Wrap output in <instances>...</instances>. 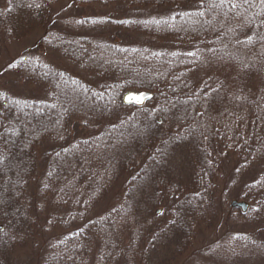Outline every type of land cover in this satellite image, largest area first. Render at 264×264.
Here are the masks:
<instances>
[{"label":"trees","instance_id":"16d2710c","mask_svg":"<svg viewBox=\"0 0 264 264\" xmlns=\"http://www.w3.org/2000/svg\"><path fill=\"white\" fill-rule=\"evenodd\" d=\"M59 1L0 0V264H264V2Z\"/></svg>","mask_w":264,"mask_h":264},{"label":"rangeland","instance_id":"374dc122","mask_svg":"<svg viewBox=\"0 0 264 264\" xmlns=\"http://www.w3.org/2000/svg\"><path fill=\"white\" fill-rule=\"evenodd\" d=\"M68 2H69V0H60L59 4L57 6V7H59L58 9H63V7L66 6V4H68ZM84 9L85 8H83V10ZM92 9L94 10L92 12L93 15H91V14L90 15L95 17V18L108 17V18H110L113 21H120L121 19L125 18L124 14H123L124 12L122 10H119L120 8H117V7H112V8L106 9L107 11L100 9L98 6H93ZM86 11L88 13L90 12L89 10H86ZM119 12H121L123 15L121 13H119ZM150 12H152V11H150ZM108 32H114V30L113 29H109ZM121 32L122 31H120L119 34H118V32H117V34H115L116 35V37H115L116 40L117 39L120 40ZM132 38L135 39L134 36ZM32 40L33 39H31L30 41L28 40V41L31 42ZM28 41L26 40V42H28ZM161 45L165 46L168 49L172 48V45H170V43H163L162 42ZM23 46H24V44H22L20 46H16V47L11 46L8 50L10 51L11 54H17L19 51H21ZM47 59H51L53 64L54 63L55 64L58 63V65H59L60 60H59V58L57 56H53V55L48 54V58ZM60 66H59L60 69H64L65 68L61 64H60ZM73 73H75L74 75H77L76 73H79V72L75 71ZM17 83H18L19 90H13V91H16L15 94H19L20 89H22L23 92L34 89L33 87H31V85H25L26 87H24V85H23V83L21 81H17ZM189 150H190V147L188 145H184V146L178 148L177 150H176V147H174L172 149L171 156H169L167 158L166 163H165L166 172L171 174L173 177L175 176V178H177V179H179V178L180 179L189 178L190 169L192 168V165H190V164H191V162L193 160V158L191 159V157L189 156V154L191 153ZM225 179H227V178L224 177V179H222V180L224 181ZM223 181H222V183H223ZM147 186H148V184H147ZM145 188H146V186L144 187V189ZM113 189H115L113 192H115V191L118 192L119 191L118 193L122 194V192L120 191L118 186L114 187ZM230 201H233V199H230ZM235 201H239V200H235ZM202 236L203 237H201V239H200V246H204L208 242L211 243L205 249H202V251L205 252V251L211 250L212 244H213V242L215 241L216 238L210 237V235L206 234L205 232L202 234ZM220 239L221 238L218 237V240H220ZM16 252L18 253V250H16ZM21 255H22V256H20L21 259L24 258L25 260H29L30 258L31 259L33 258L34 251L31 250L30 248L29 249L27 248L25 251H21ZM235 264H238V262H235Z\"/></svg>","mask_w":264,"mask_h":264},{"label":"water","instance_id":"95a60500","mask_svg":"<svg viewBox=\"0 0 264 264\" xmlns=\"http://www.w3.org/2000/svg\"><path fill=\"white\" fill-rule=\"evenodd\" d=\"M153 95L148 91H129L122 95L121 102L123 106L141 108L152 100ZM231 208H238L240 212L245 213L249 207V205L245 202L231 201Z\"/></svg>","mask_w":264,"mask_h":264},{"label":"snow or ice","instance_id":"6c2138e0","mask_svg":"<svg viewBox=\"0 0 264 264\" xmlns=\"http://www.w3.org/2000/svg\"><path fill=\"white\" fill-rule=\"evenodd\" d=\"M262 2H264V0H262Z\"/></svg>","mask_w":264,"mask_h":264}]
</instances>
